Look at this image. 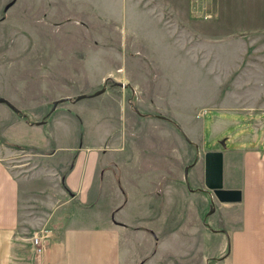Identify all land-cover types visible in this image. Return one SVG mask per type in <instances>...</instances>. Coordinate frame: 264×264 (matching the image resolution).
Instances as JSON below:
<instances>
[{"label": "rangeland", "instance_id": "374dc122", "mask_svg": "<svg viewBox=\"0 0 264 264\" xmlns=\"http://www.w3.org/2000/svg\"><path fill=\"white\" fill-rule=\"evenodd\" d=\"M112 1L92 0L115 10L110 6L117 2ZM142 1L146 6L161 5L160 0ZM213 2L235 11L249 8L250 18L263 19L259 0ZM89 11L80 19L76 11L66 13V0H0V96L19 110L0 104L6 108L0 109V154L18 176H32L21 197L19 237L12 246L13 255L23 262L38 255L31 249L30 237L50 225L40 222L33 229L26 223L46 218L53 204L62 201L59 175L72 158L51 155L55 131L60 147L119 152L107 168L119 179L120 191L114 198L123 209L114 223L98 225L118 230V264H226L223 256L230 252L229 237L242 227V213L248 210L254 182V158L246 173L241 159L226 150L234 145L229 140H225L226 149L221 145L227 132L210 137L212 117L228 116L221 108L215 109L217 97L222 98L218 84L221 82L219 93H223L233 80L202 74L193 56L181 59L180 48L171 40H160L169 36L162 37L156 29L150 34V43L141 45L157 61L159 69L154 72L146 55L132 47H119V32L116 37L110 23L95 26ZM99 26L108 29H97ZM209 31L220 35L223 26ZM118 49L123 54L120 65L111 62L112 51L116 54ZM210 49L214 57L221 55L222 48ZM112 81L125 87L112 85ZM102 88L104 92L97 96L74 101L78 95H92ZM65 97L71 101L59 103L50 112L52 102ZM12 119L45 123L10 125ZM1 130L16 143L44 147H6ZM211 147L226 153L224 188H241L246 182L241 202L222 203L206 188L204 149ZM110 188L107 196L114 191V186ZM149 200L148 213L145 206ZM98 210L105 213L107 206ZM94 216L92 211L80 219L85 218L88 224Z\"/></svg>", "mask_w": 264, "mask_h": 264}, {"label": "crops", "instance_id": "0c3cea01", "mask_svg": "<svg viewBox=\"0 0 264 264\" xmlns=\"http://www.w3.org/2000/svg\"><path fill=\"white\" fill-rule=\"evenodd\" d=\"M112 2H117L110 6L115 10H110L108 5L101 2L100 5L93 4L92 0H66V13L76 11L81 19L88 16L87 12L91 10L96 18V21L95 18L93 20V23L96 22L95 26L110 23L112 33L116 35L115 32H119V47H132V51H141L152 63L154 72L159 69L157 61L141 45L150 43V34L156 29L161 32L162 37L169 36L160 40H171L180 48L181 59L193 56L202 74L208 73L221 80H233L223 93H219L221 82L218 84V94H222V98L217 97L219 107L215 109L221 108V112L228 116L222 117L219 114L212 117L210 137L213 139L227 132L225 140H229L234 147L225 149L241 159V167L246 173L249 160L254 158V182L248 210L245 208L242 213V227L229 237L230 252L223 258L227 261L226 264H264V0H259L262 3L263 19L255 16L250 18L249 8L235 11L217 7L213 0H160L161 5L158 7L146 6L142 0ZM55 5H58L57 2ZM7 7L5 5V10ZM217 25L223 26V32L220 35L211 34L209 30ZM98 28L108 29L104 26ZM214 46L222 48L218 57L209 53ZM120 52L119 49L116 54L112 51V63H123V54ZM241 78L243 82L240 83L238 80ZM0 109L6 108L1 106ZM8 119L6 117L5 121ZM26 121L12 119L8 123L38 126ZM52 130H55L54 122ZM2 132L3 130L1 136L13 144L44 147L16 143ZM53 138L55 149L51 155L64 158L71 155L72 160L59 175L58 194L62 201L56 205L52 203L53 208L46 218L29 219L30 222L26 223L34 229L41 222L44 226L50 225L52 229L44 242L42 253L27 262L17 260L18 256L13 255L12 246L17 244L15 240L19 237L17 230L22 211L21 197L27 193L24 185L27 186L32 176H18L8 166L6 156L0 154V264H118V230L111 226L100 229L98 225L114 223L118 212L123 209L114 198V194L117 193L118 197L120 191L119 179L112 177V171L107 168L113 159L118 158L119 152L60 147L56 144L55 131ZM70 149L72 152H66ZM204 150L217 149L211 147ZM225 157L226 153L223 152V171ZM63 181L67 189L62 186ZM245 184L246 182L241 188H237L242 191V199ZM110 185L114 186V191L111 196H107L111 191ZM248 186L251 190L252 185ZM101 205L107 206L105 213L98 210ZM145 207L149 213L150 200ZM92 211L95 216L91 218V223L85 224L87 220H81L80 216L84 217L85 213ZM138 217L137 215L136 218Z\"/></svg>", "mask_w": 264, "mask_h": 264}, {"label": "water", "instance_id": "95a60500", "mask_svg": "<svg viewBox=\"0 0 264 264\" xmlns=\"http://www.w3.org/2000/svg\"><path fill=\"white\" fill-rule=\"evenodd\" d=\"M112 85L125 87L124 83L112 81ZM104 92V88L98 90L92 95H78L74 101L81 100L90 96H97ZM64 101H71V98H59L52 102L50 112H53L57 105ZM0 103L5 104L13 111L19 113V110L6 98L0 96ZM45 121L37 123L44 124ZM221 145L225 148V139L221 141ZM187 171V169H186ZM187 173V172H186ZM185 173V176H186ZM204 184L207 189L211 190L216 199L222 203H237L242 200V191L235 188H224L223 186V151L222 150H207L204 154ZM213 208L211 209V211ZM210 211V212H211ZM225 231V230H222ZM226 232V231H225ZM227 233V232H226Z\"/></svg>", "mask_w": 264, "mask_h": 264}, {"label": "built area", "instance_id": "2783aa9c", "mask_svg": "<svg viewBox=\"0 0 264 264\" xmlns=\"http://www.w3.org/2000/svg\"><path fill=\"white\" fill-rule=\"evenodd\" d=\"M51 230L41 229L33 233V236L30 237L31 249L38 255L42 253L44 248L45 240L50 236Z\"/></svg>", "mask_w": 264, "mask_h": 264}, {"label": "trees", "instance_id": "16d2710c", "mask_svg": "<svg viewBox=\"0 0 264 264\" xmlns=\"http://www.w3.org/2000/svg\"><path fill=\"white\" fill-rule=\"evenodd\" d=\"M2 142H3L5 145H7V146H9V147H11V148H17V149H24V148H25L24 146H20V145H17V144H13V143H11V142H8V141L5 140V139H3ZM63 178H64V174L62 175V179H63ZM61 184H62V186H63L65 189H67V187H66L64 181H63Z\"/></svg>", "mask_w": 264, "mask_h": 264}]
</instances>
